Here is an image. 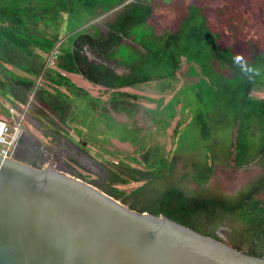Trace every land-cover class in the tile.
<instances>
[{"label": "trees", "instance_id": "obj_1", "mask_svg": "<svg viewBox=\"0 0 264 264\" xmlns=\"http://www.w3.org/2000/svg\"><path fill=\"white\" fill-rule=\"evenodd\" d=\"M213 1L179 2L178 22L172 24L165 16L158 20L159 10L148 0H0V96L17 107L35 95L63 120L73 113L77 98L84 97L94 115L104 114V109L110 118L111 110L132 116V109L141 108L135 101L139 95L122 88L175 80L187 62L191 74L205 84L192 120L206 142L205 157H184L180 168L178 156L169 159L152 145L140 158H132L140 166L124 159L113 162L101 188L133 209L165 214L264 257V98L253 95L264 88V52L250 37L260 29V16L249 22L247 9L260 13L256 0L223 8L212 6ZM103 6L85 18L90 9ZM113 11L105 28L94 23ZM65 19L67 33L62 37ZM55 50L59 69L113 89L110 101L95 98L49 65L47 56ZM40 78L46 82L41 84ZM153 120L163 121L157 114ZM141 141L134 142L142 148ZM256 164L261 170L235 191L213 181L218 167L237 170ZM131 180L143 183L130 192L117 186Z\"/></svg>", "mask_w": 264, "mask_h": 264}, {"label": "water", "instance_id": "obj_2", "mask_svg": "<svg viewBox=\"0 0 264 264\" xmlns=\"http://www.w3.org/2000/svg\"><path fill=\"white\" fill-rule=\"evenodd\" d=\"M53 162L0 152V264H264Z\"/></svg>", "mask_w": 264, "mask_h": 264}, {"label": "rangeland", "instance_id": "obj_3", "mask_svg": "<svg viewBox=\"0 0 264 264\" xmlns=\"http://www.w3.org/2000/svg\"><path fill=\"white\" fill-rule=\"evenodd\" d=\"M148 1L154 3L157 10H159L156 15L158 20L165 16L171 22H174L172 24H175L178 22L179 2L190 3L194 0ZM200 1H208L210 3L213 0ZM237 1L214 0L212 2L214 5L212 6L223 8ZM251 1L244 0L246 4ZM246 4H244L245 7ZM165 7L169 8L165 9ZM253 7L251 6V8ZM255 7L258 8L260 14L249 11L248 8L247 13L251 17H248V19L249 22L254 23V20H257L258 16H260V19L256 22L260 29H257V31L253 30L250 37L263 46L264 52V0H256ZM104 8L105 6L90 9L87 14L84 12V16L86 19L94 17ZM115 13L116 11H113L107 16H102L94 23L98 24L99 27L105 28L107 21ZM75 21L79 22V20ZM67 24L68 21L65 19L60 33L62 37L67 33ZM49 30L53 31V26H50ZM141 30L144 31V28ZM52 66L54 67L55 65ZM204 88L205 84L202 82L201 77L199 75L193 76L190 72L189 64L185 62L181 70L177 72V79L175 80L163 78L146 82L138 87L121 89L139 95L136 100H133L140 104L141 108L132 109V116L124 111L116 112L111 110L110 114L113 118H110L106 115L104 109L102 110L104 114L97 112L96 116L94 114L91 115L86 104L88 101L83 96L84 99L77 98L80 105L75 104L72 108L73 113L67 116V120H63L57 112L46 104L36 101L35 95H32L27 104L17 106L19 113L14 115L11 112L10 115L5 114L2 105H0V119L7 118L11 122L12 127H14L19 121V114L25 112L22 117V124L28 131L27 133L32 132V134H38L40 138L42 137L41 140H37L38 147L41 148L44 143L48 150L54 152V166L58 168V163H60V165L66 166L74 175H80L79 177L85 181L101 188L102 185L105 186L108 182L106 178L107 169L114 168L113 162L124 159L134 166H140L132 158H140L141 154L152 145L157 146L159 153L166 155L169 159L178 156L180 168L183 167L184 157L197 160L203 159L206 154V142L203 140L199 128L192 120L198 110V93ZM96 90L100 99L104 102L110 101L113 89H107L102 86ZM176 95H178V99H175ZM253 95L264 98V88L253 90ZM158 99L163 101L159 103L154 101ZM0 101L6 108H9L10 104L1 96ZM173 101L174 103H172ZM172 112L175 114L173 118L171 117ZM156 114L158 118L163 119L162 122H154L153 116ZM52 132L58 135H56L57 138L52 136ZM69 136L73 138V143L75 142L77 146L86 150L91 156H81L80 154L77 156L70 151V148L68 149L70 151L69 154L67 150L62 152L58 146L61 143V145L69 147V140L71 139ZM82 139L86 140L87 143L85 145L81 143ZM139 139L142 140V148L138 147V144L134 142ZM18 148L23 149L22 143L17 146V152ZM58 151L61 152L58 153ZM40 156L45 163L49 161L50 156H47L45 152L40 154ZM260 170L261 166L259 164L249 169L242 168L237 170H233L230 167H218L213 181L221 184L226 191L231 192L239 188ZM142 183L143 181L131 180L128 183H118L117 186L126 192H130Z\"/></svg>", "mask_w": 264, "mask_h": 264}, {"label": "flooded vegetation", "instance_id": "obj_4", "mask_svg": "<svg viewBox=\"0 0 264 264\" xmlns=\"http://www.w3.org/2000/svg\"><path fill=\"white\" fill-rule=\"evenodd\" d=\"M119 68L121 69L123 67H119ZM27 132L28 131L26 130L25 126L23 125L22 137L20 138V140L18 142V145H17V146H19V144L22 143L23 149H19L18 148L19 150H22V151H19L18 150V152L16 153V155L19 156V157H21V158H23V159H25L28 162H31V163H34V164H40V165H42V163L44 162V159H42L41 156H40V154H42L43 152H45V154L47 156L48 155L50 156L48 162H50L51 160H54V158H55L54 152L51 151V150H48L46 148V144H44V143L41 146V148L38 147L37 140H41V139H39L36 135L32 134V132H30V133H27ZM23 142H24V144H23ZM69 143H70V146L69 147H67L66 145H61V143H60L59 144L60 146H58V148L62 152H65L67 150L68 151V154L71 151V152H73V154L75 153L77 156L79 154L81 156H83V155H86L88 157L91 156L90 153H88L86 150L82 149L81 147L77 146L75 143H73L71 141ZM69 148H70V151L68 150ZM61 151H58V153H60ZM81 163H83V161H81ZM58 165L60 166V163H58ZM62 166H64V165H62Z\"/></svg>", "mask_w": 264, "mask_h": 264}, {"label": "built area", "instance_id": "obj_5", "mask_svg": "<svg viewBox=\"0 0 264 264\" xmlns=\"http://www.w3.org/2000/svg\"><path fill=\"white\" fill-rule=\"evenodd\" d=\"M58 51L55 50L51 55H48L49 65H55V58ZM10 112L14 115L19 113L17 107L10 105ZM22 115V114H21ZM23 133L22 116H19V121L14 127L11 122L6 119H0V152L6 156L16 154L18 142Z\"/></svg>", "mask_w": 264, "mask_h": 264}, {"label": "crops", "instance_id": "obj_6", "mask_svg": "<svg viewBox=\"0 0 264 264\" xmlns=\"http://www.w3.org/2000/svg\"><path fill=\"white\" fill-rule=\"evenodd\" d=\"M53 67V66H52ZM56 69H58L60 72H62V74H64L65 76H67L69 79H71L77 86H79V87H81V88H84V89H86L92 96H94L95 98H99L98 96V94H97V88L98 87H102L101 85H98V84H95V83H93V82H91V81H89L88 79H86L83 75H81V74H79V73H75V72H70V71H66V70H62V69H59L57 66H56V64H55V66H54ZM119 71H124L125 70V68H119L118 69ZM23 73V72H22ZM23 74H25V73H23ZM41 80V81H40ZM40 82H41V84H44V82H46V81H44L42 78H40ZM46 87L47 88H50L48 85H46ZM60 88H61V90H64V91H67V89H66V87H64V86H59ZM127 88H129V87H127ZM123 89V88H122ZM67 92H69V91H67ZM3 98V97H2ZM5 100V99H4ZM10 104V103H9ZM11 105V104H10ZM74 105H75V103H74ZM76 105H80V103L78 102V100L76 101ZM84 107V106H83ZM22 114V115H21ZM89 114H94V112H90ZM20 116H24L25 115V112H21L20 114H19ZM96 115V114H95ZM52 134V136L54 137V138H57L56 137V133H51ZM39 139H42V137L40 138V136H38V134H35ZM58 136V135H57ZM68 136V135H67ZM70 137V136H69ZM59 138V137H58ZM63 138H64V136L62 137V140H63ZM71 139L69 140V141H71V142H73V138L72 137H70ZM75 143V142H74ZM16 153H17V151H16Z\"/></svg>", "mask_w": 264, "mask_h": 264}]
</instances>
